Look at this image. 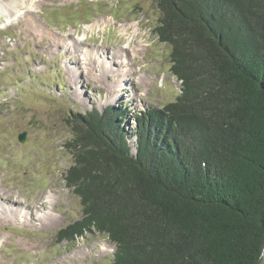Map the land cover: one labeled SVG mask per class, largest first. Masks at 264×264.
<instances>
[{"label":"trees","instance_id":"obj_1","mask_svg":"<svg viewBox=\"0 0 264 264\" xmlns=\"http://www.w3.org/2000/svg\"><path fill=\"white\" fill-rule=\"evenodd\" d=\"M176 100L136 122L125 111L73 114L64 181L110 264H257L264 245V0H155Z\"/></svg>","mask_w":264,"mask_h":264},{"label":"rangeland","instance_id":"obj_2","mask_svg":"<svg viewBox=\"0 0 264 264\" xmlns=\"http://www.w3.org/2000/svg\"><path fill=\"white\" fill-rule=\"evenodd\" d=\"M19 2L14 18L10 0H0L10 6V14L0 16V191L28 214L43 193L41 201L54 211L37 205L29 221H5L0 205V264H110L115 246L103 234L58 242V231L81 218L79 200L64 181L72 165L65 149L69 120L123 109L122 128L134 154V116L180 93L170 46L154 33L159 11L155 0ZM92 51L108 54V73L90 61ZM48 216L56 225L40 223Z\"/></svg>","mask_w":264,"mask_h":264},{"label":"bare ground","instance_id":"obj_3","mask_svg":"<svg viewBox=\"0 0 264 264\" xmlns=\"http://www.w3.org/2000/svg\"><path fill=\"white\" fill-rule=\"evenodd\" d=\"M10 2H11L10 4H12V9H14V11H15L12 14V16L14 18H17L19 13H20L19 12V7H20L19 3L20 2H19V0H10ZM22 3H24V2H22ZM9 7L10 6H8V8H6V7L2 6V5H0V16L9 15L10 14V12H9L10 8ZM6 22H7V20H6ZM92 53H93V51H92ZM89 55H91V54H89ZM107 55H108L107 53H104L103 51H99V52L93 53V55H91L90 57L88 56V57H89L90 61H92L95 64L96 68H99V67L104 68V69H101V71L106 74V73H108V71H107L108 62H105L106 59H108ZM120 66L121 67L122 66L125 67V66H129V65H125V63H122V61H121V65ZM70 72H72V74H70L71 77L73 79H75L74 72L73 71H70ZM117 82H118V80H117ZM42 195H43V193H42ZM42 195H39L37 200H34V201H36V204L39 205V207L43 208V209H46L50 205V206H52L51 209L54 211V208H53L52 204L47 203V201H45V202L41 201V198H42L41 196ZM15 199H17V198L15 197ZM0 200H1L0 201L1 210L3 212L2 219H4L5 221H8V220H15V221H19V222L29 221L30 220V214H32V211L33 210L35 212L39 211L38 210L39 208L36 207L37 205H32V208L30 209L31 213L28 214L27 210H26L27 209L26 206L24 207L21 202H18L17 200H14L13 198H10L9 194H5L2 191H0ZM48 217L49 218L47 220H42V221L40 220V223L42 225H46V226H54V225H56V223H57L56 218L55 217H50V216H48Z\"/></svg>","mask_w":264,"mask_h":264},{"label":"water","instance_id":"obj_4","mask_svg":"<svg viewBox=\"0 0 264 264\" xmlns=\"http://www.w3.org/2000/svg\"><path fill=\"white\" fill-rule=\"evenodd\" d=\"M24 137H25V135H24V134H23V135H21V136L19 137V141H20V142H23V141H24ZM263 257H264V245H263V249H262L261 256H260V258H259V260H258L257 264H260V263H261V261H262Z\"/></svg>","mask_w":264,"mask_h":264}]
</instances>
